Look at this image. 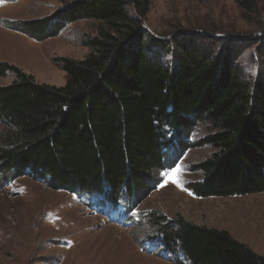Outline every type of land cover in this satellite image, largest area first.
I'll use <instances>...</instances> for the list:
<instances>
[{
  "label": "trees",
  "instance_id": "trees-1",
  "mask_svg": "<svg viewBox=\"0 0 264 264\" xmlns=\"http://www.w3.org/2000/svg\"><path fill=\"white\" fill-rule=\"evenodd\" d=\"M232 2L244 22L264 29L258 0ZM148 7L147 0H77L51 19L20 25L42 41L78 20L102 23L85 42L90 53L83 60L55 61L67 76L63 87L0 63V76L14 78L0 87L2 181L32 177L81 199L134 208L154 190V172L193 147L187 139L204 125L198 145L212 153L193 166L200 180L188 192L197 198L264 193V53L255 77L248 76L229 41L227 50L210 39L152 37L144 29ZM146 220L182 264H264L227 231L160 212Z\"/></svg>",
  "mask_w": 264,
  "mask_h": 264
},
{
  "label": "rangeland",
  "instance_id": "rangeland-1",
  "mask_svg": "<svg viewBox=\"0 0 264 264\" xmlns=\"http://www.w3.org/2000/svg\"><path fill=\"white\" fill-rule=\"evenodd\" d=\"M74 1L2 0L0 63L19 68L40 84L65 86L67 76L55 61L83 60L90 53L85 42L98 35L102 23L78 20L42 41L23 34L19 27L51 19ZM147 2L144 29L152 37L181 42L210 39L222 42L221 46L229 41L226 45L241 54L240 68L255 77L261 64L259 56L264 53V29L244 22L232 0ZM258 2L264 23V0ZM13 79L11 74L0 76V87ZM207 129L199 125L190 133L187 140L194 146L171 166L154 172V190L134 208L117 207L98 197L81 199L49 189L32 177L0 179V264H182L183 256L169 251L152 232L146 219L154 212L168 220L181 216L227 231L264 257V193L197 198L187 190L189 183L200 180L193 166L212 153L209 147L198 145Z\"/></svg>",
  "mask_w": 264,
  "mask_h": 264
},
{
  "label": "snow or ice",
  "instance_id": "snow-or-ice-1",
  "mask_svg": "<svg viewBox=\"0 0 264 264\" xmlns=\"http://www.w3.org/2000/svg\"><path fill=\"white\" fill-rule=\"evenodd\" d=\"M0 2H2V0H0ZM173 183H177V184L179 185V181H178V179L173 178ZM134 215H135V213H134Z\"/></svg>",
  "mask_w": 264,
  "mask_h": 264
}]
</instances>
